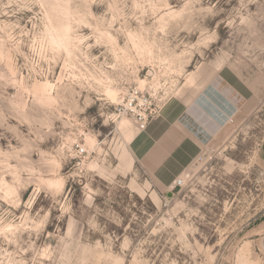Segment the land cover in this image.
<instances>
[{"label":"rangeland","instance_id":"1","mask_svg":"<svg viewBox=\"0 0 264 264\" xmlns=\"http://www.w3.org/2000/svg\"><path fill=\"white\" fill-rule=\"evenodd\" d=\"M215 71L241 91L243 105L183 173L182 185L159 189L131 156V116L111 115L133 95L137 109L157 117L192 81ZM100 89L118 102L100 100ZM81 97L92 104L80 115L88 135L100 136L80 156L107 180L81 168L91 190L69 181L58 202L73 204L71 223L54 210L46 230L33 232L29 223L14 244L0 237V264H51L40 253L62 247V234L79 241L91 264H264V0H0L4 183L13 170L38 171L42 152L64 159L61 174L71 171L76 161L65 152L75 149L77 118L68 112ZM19 175L23 183L30 173ZM34 188L18 191L19 207L0 191V222L19 225ZM50 203L41 193L27 209L29 221L41 220Z\"/></svg>","mask_w":264,"mask_h":264},{"label":"crops","instance_id":"2","mask_svg":"<svg viewBox=\"0 0 264 264\" xmlns=\"http://www.w3.org/2000/svg\"><path fill=\"white\" fill-rule=\"evenodd\" d=\"M187 87L130 142L133 160L159 189H170L243 105L241 91L216 71ZM258 153L264 168V141Z\"/></svg>","mask_w":264,"mask_h":264},{"label":"clouds","instance_id":"3","mask_svg":"<svg viewBox=\"0 0 264 264\" xmlns=\"http://www.w3.org/2000/svg\"><path fill=\"white\" fill-rule=\"evenodd\" d=\"M228 2H230V0H228ZM40 6L44 7L43 4H41ZM213 7H215V5H213ZM208 11L211 12L212 9L209 8ZM218 39L219 36L217 34V40ZM113 43H115V41H113ZM9 70L11 71V69ZM113 95L114 94L111 92L104 93L103 90L100 89L99 99L107 100L110 103L118 102L112 100ZM95 102L96 101H93V103ZM81 103L83 104V107L80 106ZM91 105L92 104L89 103L88 97H81L80 101L76 103L73 110L68 112V115L70 117L77 118V123L74 124L72 127V133L74 137L79 139L80 144L82 145L78 149L79 153L89 151L90 149H92L93 145H95L96 141L99 140L98 137L100 135L96 136L95 140L88 135L89 128L91 127L90 125L85 124L83 122V119L80 118V115L83 114L85 110ZM18 107H21L22 110V106ZM77 111L79 112V116H77ZM110 123V119L108 122H105L103 118L104 125H109ZM76 138L70 140V143L72 145H76ZM20 151L23 152L24 149H21ZM93 155L95 156V153H93ZM33 156L36 157V153H33ZM40 156L41 159L38 163V171L36 170V168L33 167L13 170L9 183H4L3 179L0 178V191L4 192L5 198L8 199V201L13 205V207H19L20 204V196L17 194L18 191L22 192L28 187L35 185L32 195L28 199L27 204L25 205L26 211L23 215L20 224L16 226H9V224L7 223L0 222V237H2L3 240L9 244L16 243L17 239H19L17 233L26 230L29 223L33 225V232L46 230L47 225L45 224V221L50 222V218H52V212L54 210L59 213L56 216H59L61 221H64L66 217V222H68L69 224L71 223L72 213H74L73 204L71 206H69L67 203L61 205L58 202L64 199L65 187L69 181L75 182L76 180H80L82 189L86 188L89 189V191L91 190L89 183L82 179L83 171L80 170L81 168L85 171H88L91 176L100 177L103 180H107V177L102 176V174L99 172L97 164L89 160L88 157H82L78 155L76 149H73L71 155L65 152V158H67V161H76V163L72 165L71 171H68L66 174H61L63 168L62 165L64 166L65 164L64 159H61L55 153L47 154L42 152ZM10 158L15 159L16 157L13 156ZM57 160H60V163H57ZM76 164H79L80 168L75 167ZM19 172L30 173L28 179L25 180L23 183L21 182ZM41 193H43L44 197L46 199H49L51 203L48 208L41 207V220H39L38 222L29 221L27 209H31L33 207V202L38 199ZM41 213L43 214L41 215ZM78 222L82 223L86 227L88 225L87 220ZM62 239L66 240V242L63 243L62 247L53 248L52 250H50L48 247H45L43 249L40 255L44 258L45 261L51 262V264H91V261L85 258L87 253L82 249L78 240L74 241L70 235L64 237L63 234ZM30 250L31 244H29L28 248L22 249V252H28ZM9 255L11 254L9 253ZM14 264H27V261L19 260L15 261ZM114 264H128V262L126 259L120 258L115 260Z\"/></svg>","mask_w":264,"mask_h":264},{"label":"built area","instance_id":"4","mask_svg":"<svg viewBox=\"0 0 264 264\" xmlns=\"http://www.w3.org/2000/svg\"><path fill=\"white\" fill-rule=\"evenodd\" d=\"M135 99L136 96L133 95H130L126 101H124V99L122 98L121 102L116 105L115 112H113L111 116H113V118L120 116H131L136 126V129L144 130L148 122L154 118L155 111L153 112V109H150L149 111H147V109H141V108L137 109L136 106L137 103L135 104L134 101ZM81 146L82 145L80 144L75 145V149L77 150V153L79 155L83 154L78 152V149ZM182 183H183V177H178L174 179L171 185V189H176L177 187H180Z\"/></svg>","mask_w":264,"mask_h":264},{"label":"water","instance_id":"5","mask_svg":"<svg viewBox=\"0 0 264 264\" xmlns=\"http://www.w3.org/2000/svg\"><path fill=\"white\" fill-rule=\"evenodd\" d=\"M169 195H170V193H169Z\"/></svg>","mask_w":264,"mask_h":264}]
</instances>
